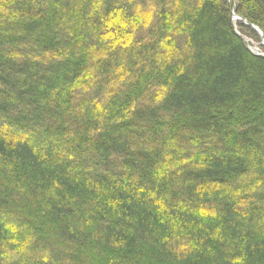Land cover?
Returning <instances> with one entry per match:
<instances>
[{"label": "trees", "instance_id": "16d2710c", "mask_svg": "<svg viewBox=\"0 0 264 264\" xmlns=\"http://www.w3.org/2000/svg\"><path fill=\"white\" fill-rule=\"evenodd\" d=\"M244 21L264 0H0V264H264Z\"/></svg>", "mask_w": 264, "mask_h": 264}, {"label": "rangeland", "instance_id": "374dc122", "mask_svg": "<svg viewBox=\"0 0 264 264\" xmlns=\"http://www.w3.org/2000/svg\"><path fill=\"white\" fill-rule=\"evenodd\" d=\"M246 42L249 46V48L256 54H264V49L262 46L263 44L256 42L255 40H252L250 38H246Z\"/></svg>", "mask_w": 264, "mask_h": 264}, {"label": "water", "instance_id": "95a60500", "mask_svg": "<svg viewBox=\"0 0 264 264\" xmlns=\"http://www.w3.org/2000/svg\"><path fill=\"white\" fill-rule=\"evenodd\" d=\"M235 18L236 19H239V20H243L241 17H238V16H236L235 15ZM245 23H247V24H249L258 34H259V36H260V39H261V41H262V44H263V42H264V34L262 33V31L259 29V27H257L256 25H254V24H250V23H248V22H246V21H244Z\"/></svg>", "mask_w": 264, "mask_h": 264}, {"label": "bare ground", "instance_id": "6f19581e", "mask_svg": "<svg viewBox=\"0 0 264 264\" xmlns=\"http://www.w3.org/2000/svg\"><path fill=\"white\" fill-rule=\"evenodd\" d=\"M263 44H264V42H263Z\"/></svg>", "mask_w": 264, "mask_h": 264}]
</instances>
